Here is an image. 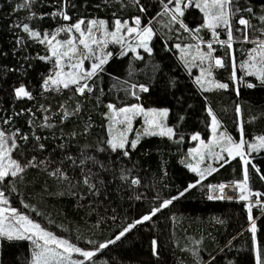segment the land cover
<instances>
[{
  "label": "trees",
  "instance_id": "obj_1",
  "mask_svg": "<svg viewBox=\"0 0 264 264\" xmlns=\"http://www.w3.org/2000/svg\"><path fill=\"white\" fill-rule=\"evenodd\" d=\"M165 4L174 8L175 0L171 4L168 0H0V131L11 146V159L24 168L0 181L6 205L96 251L163 201L172 200L91 260L81 257L80 261L256 264L254 222L264 264V209L254 206V201L264 202V148L247 149V165L242 156L226 157L203 179L185 161L186 150L197 144L193 136L201 133L207 138L211 133L209 108L234 141L248 143L264 135V84L241 68L238 80L232 79L233 57L236 63L243 62L257 47V38L264 40L260 19L264 0H233L230 48L218 43L228 39L226 28L219 26L214 36L200 8L189 5L183 16L178 14L172 21ZM61 11L71 19L53 15ZM137 17L153 31L150 52L137 54L113 44L103 71L81 81L91 89L83 94L78 85L59 90L42 87L57 69L55 58L41 60L50 56L49 45L32 38L22 25L44 36L79 20L84 25L104 20L113 28L116 20L132 22ZM241 17L249 20L250 27L238 24ZM197 41L212 43V56L224 64L213 63L212 71L229 83L228 88L203 89L197 83L196 70L188 67L176 47ZM21 86L31 99L16 96L15 89ZM135 102L167 107L174 134L144 135L134 149L133 134L124 149L113 151L108 144L107 104L121 107ZM245 170L247 200L208 199L212 184L245 181ZM190 184L196 187L185 191ZM32 257L31 240L4 237L2 264H32Z\"/></svg>",
  "mask_w": 264,
  "mask_h": 264
},
{
  "label": "snow or ice",
  "instance_id": "obj_2",
  "mask_svg": "<svg viewBox=\"0 0 264 264\" xmlns=\"http://www.w3.org/2000/svg\"><path fill=\"white\" fill-rule=\"evenodd\" d=\"M138 3V0H137ZM168 3H173V0H168ZM184 5V7H187L189 5H194L196 8H200L202 11L205 12V14L209 18V22L207 23V27L213 30V35L216 34V28L220 25H223L227 30L228 39L224 41H218L221 45H226L229 48L231 47V41H232V31H231V17L232 15H235V12L231 10V6L233 4V0H175V6L174 8H169L167 4H165V14L172 13L171 20L176 21L178 19L176 14H179V16L184 15V10L181 7V5ZM143 7H141V11H143ZM248 12H251L252 9H247ZM53 15H61L63 19L70 20L71 17H69L65 12L61 11L59 13H53ZM261 20H264V16L260 17ZM238 24L241 26H244L245 29L247 27H250L249 20L241 17L238 21ZM85 24L84 20H79L74 25H71L70 27H62L56 30V34L52 35L51 38H49L48 34H44L43 39L41 38V33L38 31H33L29 28L27 24L22 25V29L24 32L29 33V35L32 38L40 40L41 43L47 42L51 47V54L47 57H40L41 60H52L55 58V64L57 65V69L54 71L53 74H50L47 76L44 81L42 87L45 90L49 89V86H56L57 90H59V87L62 86L63 88L67 89L70 87V85H78V92L83 94L85 90L91 91V89L88 87V85L81 84L82 80L90 79L94 75L97 74L99 71H103V65L106 63L105 58H100L97 63H93L91 65L90 70L87 71H80L82 69L83 60L87 58L84 52L81 51L79 46H83V49L86 50L88 54H93V47L92 45L100 44L101 41L97 39L93 35V27H105L106 21L104 20H91L88 22L90 25L87 28H82V25ZM135 24L139 26L141 24V20L139 17L135 19ZM121 28H126L128 33H137L140 38V46L144 47L146 51H151L150 48L147 46V40L151 38L153 35L152 29L149 26H145L142 29L139 27H128L127 22L121 23L120 20L115 21V31L108 33L106 28L104 35H111L113 40L117 43L120 42V38L118 36V33L120 32ZM60 32L65 33H78L79 36H72L71 38L65 40V41H59L56 39V36L59 35ZM261 32L264 33V29H261ZM244 40H248L247 33L244 34ZM55 41V43H53ZM78 41V43H77ZM91 41V43H89ZM257 47L253 49V53H256L259 51L260 59H259V67L255 63L257 61L256 55H251L250 59L253 61L249 64H241V68H251L254 69V71H249L248 75H255L258 76L260 79V82L264 84V40H259L257 38ZM179 47V45H177ZM207 47L209 50L214 51L212 47V43L209 42L207 44ZM212 51H209L207 53H201L200 58L201 60L212 59ZM110 55V54H109ZM65 60L72 61L75 60L74 63H70L68 65L69 71H65ZM215 65L218 67H224L222 59L217 58L215 60ZM235 67V65H233ZM211 67V66H210ZM204 69H201V73H204ZM233 77H235V72H233ZM197 83H200V78H197ZM248 87H254L255 85L249 84ZM217 88L226 89L228 88V84L224 83H218L216 84ZM141 91L147 92L148 89L140 86ZM16 96L19 97H26L31 99V93L25 89L24 86H21L17 89H15ZM135 94V93H133ZM110 108H113L112 105H109ZM151 114H156V110H150ZM145 113V110L139 106V105H133L131 108H122L119 109L116 112V115H123V120L118 121V123H126L129 128H131V120L132 117L135 115H140ZM160 116H166L167 111H161L158 113ZM149 123H153L154 121H146ZM215 117H213V130L215 131V125H216ZM159 127V125H157ZM243 129L241 128V132ZM146 135H155L157 133L153 132H146ZM160 135H169L171 136L173 134L172 129L168 128L166 130H162ZM26 139V137H25ZM38 139V138H37ZM193 139H198V137L194 136ZM231 140V138H228ZM260 140V146L264 147V137L258 138ZM139 141V137H137L136 141H133L131 143V148H136L137 143ZM126 137L123 132L118 133L117 135H114L112 139L108 141V144L110 145L111 149L113 151L117 149H124L126 146ZM8 143V140L5 138V134L0 131V181H3L6 177H15L18 175V173H21L24 171V168L15 160H11L10 158V151L11 149L7 148L6 145ZM203 143V142H201ZM245 141L241 140L239 143L234 145V148L236 149L235 155L237 156H243L244 153L241 151L244 148ZM15 143L12 144V148H15ZM253 148H255V145H253ZM193 151H196L195 149ZM229 155H232V149L229 148L228 150ZM125 156L128 155V153L125 151ZM203 156H201V160H203ZM220 159H223L221 156ZM7 161V162H6ZM245 165H247L248 161H244ZM188 167L193 172H200L198 167L193 166L191 164L188 165ZM210 171H215V169H210ZM55 174V173H54ZM201 179L204 178V173L200 172ZM264 178V177H262ZM200 181H197L196 183H199ZM85 183L87 184L88 181L85 179ZM133 184H138L139 180H133ZM247 183V171L245 170V181L243 184H238L237 187L243 193L245 190V185ZM94 187V186H92ZM196 187V184H190L188 186V189H185V191L190 190L191 188ZM225 185H219L218 190L220 193H223V189L225 188ZM215 190V189H214ZM184 193H181L180 195H183ZM255 195H259V193H256ZM173 199H177L174 197ZM208 199H225L223 195H216L215 197L212 195L208 196ZM230 199V197H229ZM240 199L247 200L248 197L245 195H241ZM8 201L5 199L4 192L0 191V204H7ZM172 203V200H165L162 202L161 207L153 209L152 213L149 215H145L142 217L141 220L135 221V223L129 225L128 227L121 230V232L115 237L114 240H109L105 244H100L96 251H88L83 250L76 245L70 243L66 239H60L57 238L55 235H53L51 232L46 231L44 228L41 227L39 223H36L28 218L26 215H21L17 213V210L12 208H4L0 207V237H6L9 240L13 239H29L32 240L33 237H35L34 244L36 248L39 249V251L34 252L32 264H52L54 260H56L57 257H63V259L68 260L70 257L65 256L66 253H80L82 257H84L85 260H91L92 257L96 255V252L100 249L107 248L109 244H114L117 240H120L121 237H123L127 232L131 231L133 228L136 227V225L141 224L145 221L151 220L152 216L155 215L157 212L161 210V208H165L168 205ZM249 211H251V206L249 207ZM6 213H9V215H6ZM10 217L14 218L10 219ZM8 221L6 224L5 222ZM251 231L253 233L256 232L255 223L253 222V225L251 227ZM42 241V243H39ZM50 245H54L55 247H50ZM153 245L155 247L156 241H153ZM58 249H63V252L58 251ZM257 264H261V255L260 250L257 248ZM71 264H84V261H72Z\"/></svg>",
  "mask_w": 264,
  "mask_h": 264
},
{
  "label": "rangeland",
  "instance_id": "obj_3",
  "mask_svg": "<svg viewBox=\"0 0 264 264\" xmlns=\"http://www.w3.org/2000/svg\"><path fill=\"white\" fill-rule=\"evenodd\" d=\"M181 7L184 10L185 7L183 4L181 5ZM176 15H178V14H176ZM204 17H205V25H207V23L209 22V18L205 14V12H204ZM121 23L123 24L124 22L121 21ZM89 26L90 25L87 23L86 25H82V28H87ZM127 26L128 27H139L140 29L145 27L142 24L137 26L135 24V20L132 22L127 21ZM146 26L150 27V25H146ZM220 26H223V25H220ZM105 28H106L108 33L115 31V26L113 28H109L107 26V24L105 27H93V35L101 41L100 44L92 45L94 55L88 54L86 52V50L83 49V46L78 45V47H80L81 51L84 52L85 55L87 56V58H85L83 60L82 69H80V71L90 70L91 65L93 63H97L100 58L107 59L113 52V48H111V46L113 44H118L119 46L124 47L126 50H131L137 54L146 51L144 47L140 46L141 42H140V38H139L137 33H131L130 34L127 32L126 28H121L120 32L118 33V36L120 38V42L117 43L113 40L111 35H107V36L104 35ZM54 34H56V32L53 33L52 35H54ZM52 35H48L49 38H51ZM72 36L78 37L79 34L75 33V32H73V33L60 32L59 35L56 36V39L59 41H65V40L71 38ZM152 37H153V35L151 36V38L149 40H147V46L150 49H151L150 41H151ZM40 39H43L42 35H41ZM53 43H55V41H53ZM77 43H78V41H77ZM89 43H91V41H89ZM208 43L209 42L204 43L201 41H197L196 43H189L186 45L178 44L179 47H177V45H176V47L179 51L181 58L188 65V67L191 70H196L195 71L196 81H197V78L199 77L200 83H198V84L201 88H203V89L217 88L216 84H218V83L228 84V86H229L228 82L219 80L215 77V75L212 71V66H213V63H215L216 59H214L213 56H212L211 60H208V59L201 60V58H200L201 53H207L209 51H212V50L208 49V47H207ZM48 53H49V55L51 54L50 45H49ZM233 55H234V53H233ZM251 55L257 56V61H255V63L257 64L258 67L260 66L259 65V59H260L259 51H257L256 53H253V49H252V51L249 52L246 60H244L243 62H240V63H236V61L234 60V57H233V65H235V67L233 66V72H235V77L232 76L233 81L238 80V68H241L240 67L241 64L247 65V64L253 62L250 59ZM74 62H75V60H72V61L65 60V69L64 70L69 71L70 69H69L68 65L70 63H74ZM202 68L205 70L203 74L201 73ZM241 69L242 70L244 69L247 73L249 71H254V69H251V68H241ZM109 105H112L113 108H110ZM133 105L141 106L145 110V113L147 115L140 114V115L133 116L132 120H131V128H129L126 123H123V124L118 123V121L123 120V115L117 116L116 112L122 108H131ZM153 109L156 110V114L150 113V110H153ZM164 110L167 111L166 116L162 117V116L158 115L159 112L164 111ZM209 113L211 114V123H210L211 133H210V135L207 138H205L202 136L201 133H196L194 136L198 137V139H196L197 144L186 150V160H185L187 166L189 164H191L193 166L198 167L200 172L204 173V176L206 174H208L209 172H211L210 169H215V167L219 161H222L226 157L236 156L235 155L236 149L234 148V145L240 142V141H234L232 139V137L221 127L220 122L218 121L217 117L215 116V114L212 112V110L210 108H209ZM105 117H106V123H107V130H108V134H109V140L112 139V137L114 135H117L118 133L123 132L125 134L126 141H127L126 145L128 144V142L130 140H132L134 138L133 134H135V139H133V141H136L137 137H139V139H140V137L146 135L145 134L146 132H153V133H157V135H160L159 133L162 130H166L168 128H171L172 132L174 134L173 127L171 126V124L169 122V109L167 107H146L139 102H135V103H132L129 105H124V106L118 107V106L114 105L113 103H108L107 108H106V112H105ZM213 117H215V120L217 122L215 125V131L213 130V128H214ZM146 121H154V122L149 123ZM157 125H159V127ZM173 134L171 136H173ZM164 136H169V135L165 134ZM229 137L231 138V140L228 139ZM261 137H264V135L257 136L255 139L248 141V143L245 142L244 148L241 150L244 153V155L242 156L244 161L247 160V149L252 151L254 149L264 148V147L260 146V140L258 139ZM243 141H245V140H243ZM201 142H203V143H201ZM253 145H255V148H253ZM6 147L11 149V146L8 143H7ZM229 148L232 149V152H233L232 155H229V153L227 151ZM194 149L196 151H193ZM201 156L204 157L203 160H201ZM221 156L223 157V159H220ZM10 158H11V151H10ZM200 172H196V173H198V175L200 176ZM243 183H244V181H236L235 183H232V184H223V185L232 186V187H234L235 190L238 189V190H236V192L238 191L240 196L241 195L248 196V190H247L246 185H245V190L243 191V193H241V191L237 187L238 184H243ZM0 191H1V189H0ZM238 200H240V199H238ZM254 206H256L260 209H264V202L254 201ZM0 207L12 209V207H10L6 204H0ZM17 213H19L21 215L28 216L27 214L22 213V212L17 211ZM6 215H9V213H6ZM28 218L30 220L36 222V223H39L42 228H44L46 231L51 232L57 238L66 239L70 243L76 245L74 242H72L67 237L57 235L53 231L44 227L39 221H35V220L31 219L29 216H28ZM10 219L14 220V218H12V217H10ZM5 223L7 224L8 221H6ZM254 238H255L254 241H255V250H256V256H257L258 243H257L256 232L254 233ZM35 239L36 238L33 237V239L31 240L32 248H33V256H34L35 251H39V249L36 248V246L34 244ZM39 243H42V241H40ZM3 244H4V237H0V264H2L1 259H2ZM76 246L83 249V250H87L83 247H80L79 245H76ZM50 247H55V246L50 245ZM58 251L63 252V249H58ZM65 256L70 257V259L65 260V259H63V257H57L56 260H54L52 262V264H56V263H58V264H71L72 261H80V258L82 257L80 253H75V252L66 253ZM32 260H33V257H32ZM256 264H257V259H256ZM261 264H262V261H261Z\"/></svg>",
  "mask_w": 264,
  "mask_h": 264
},
{
  "label": "built area",
  "instance_id": "obj_4",
  "mask_svg": "<svg viewBox=\"0 0 264 264\" xmlns=\"http://www.w3.org/2000/svg\"><path fill=\"white\" fill-rule=\"evenodd\" d=\"M221 185L219 183H215V184H212L211 187H210V195L212 196H216V195H223L225 197V200H238L240 199V195L238 193V191L236 192V190L238 189H234V187L232 186H226L224 189H223V193H220L219 190H218V186ZM237 188V187H236ZM215 189V190H214ZM230 197V199H229Z\"/></svg>",
  "mask_w": 264,
  "mask_h": 264
}]
</instances>
